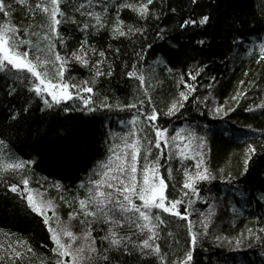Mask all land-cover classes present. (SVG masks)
<instances>
[{"label":"trees","instance_id":"16d2710c","mask_svg":"<svg viewBox=\"0 0 264 264\" xmlns=\"http://www.w3.org/2000/svg\"><path fill=\"white\" fill-rule=\"evenodd\" d=\"M83 2L85 0H76L77 4ZM154 4L153 12L162 13L159 19L153 16L147 21L141 20L130 9L120 13L126 25L142 27V33L133 32L113 39L109 31L100 30L89 38V43L97 48L96 54L89 53V66L70 61L65 72L69 83L92 81V65L100 59L98 53L101 50L105 51V63L97 67L107 72L111 64L113 71L112 75L97 77L95 83H90L93 87L91 93L80 91L77 94L76 89H70L78 96L65 104L71 109L69 112L60 108L41 111L42 103L25 92L20 83L16 84L19 95H6L4 77L0 74V139L5 141V146H0V160L26 162L25 169L0 175V245L3 246L0 247V264H9L13 259L7 249L9 245L15 247L18 238L27 241L35 253L26 255L20 264H41L49 258L53 246L42 218L26 210L25 202L11 192L10 185H20L21 176L26 175L30 180L29 187L43 193L45 198H51L58 205L55 210L61 220L70 222L72 230L79 233L83 225L79 219L69 221V212L73 208L59 197L63 196L69 203L73 196L83 198L85 190L80 185L87 182L96 162L105 159L112 143H119V137L129 132L132 117L138 114V110L143 120V111H151L153 106L159 113L156 123L168 129L167 136L179 132L185 138L170 145L161 142L160 149H156L154 143L152 145L153 153H162L160 173L168 185L166 194L181 198L184 170L195 171L198 158H194V151H188L187 158L179 155L189 140L193 150L204 152L205 165L214 175L226 176L231 172L236 176L231 182L219 178L199 182L200 198L192 197V208H188L185 198L182 210L187 208L191 213L188 219L194 222L199 234L204 232L200 224L204 217L200 213L207 216L213 211L207 221L208 234L201 236L195 248L196 264H238L240 258L245 264H264V241H256L247 233L251 228L253 233L264 235L260 232L264 229V200L259 199L264 192V151H258L249 163L248 172L240 175L247 145L259 147L264 144V109L256 107L264 103V60L259 59V45L264 42V0H197L196 4L191 0H163V3L154 0ZM96 8L99 10L98 4ZM172 8L176 11L172 12ZM25 11V8L18 7L13 17L17 24L28 22ZM202 14L210 15L208 25L179 27L184 19H199ZM75 15L78 20L83 19L78 13ZM108 15L114 18L115 13L110 11ZM159 29L164 30L163 39L156 35ZM62 32L67 37V48L60 45L57 48L62 55L65 52L70 54L79 47L78 41L84 38L83 33L73 25L63 27ZM201 39L205 44L197 43ZM116 48L120 49L119 53L114 51ZM137 53L142 55L138 58ZM133 64L145 75L143 87L137 79L126 75ZM168 68H172V72ZM197 71L199 75L192 80L188 73L195 75ZM181 76L194 86L195 91L178 112L164 115L179 91L186 90L180 83ZM143 89H148L147 96L143 95ZM237 90L243 93L238 103L231 100ZM148 96L152 103L147 102ZM80 97H91L90 105L95 111H87L88 106ZM104 97H108L111 108L99 106ZM138 97L145 99L146 103L137 104L134 109L116 107L117 102L133 103ZM225 102L234 111L227 115L211 114L216 106ZM250 107L252 111L247 110ZM24 108L28 111H22ZM13 112L19 113L16 120L10 119ZM64 126L68 130L67 142L75 146L73 154L57 152L52 136H43L49 128L63 130ZM137 127L146 125L138 122ZM137 134L143 136V133ZM200 138L205 141L203 149L197 148ZM176 144L181 147L176 148ZM169 168L172 170L170 176ZM57 182L60 188L56 187ZM48 214L51 216L52 210ZM162 215L165 224L159 226L161 239L158 242L171 259H177L188 246L187 220L170 217L167 213ZM95 227L99 235H104L100 230L106 225ZM97 231L92 235L96 236ZM169 232L173 235L169 236ZM241 233L244 234L243 243L236 250L234 241L241 238ZM216 236L227 237V240L217 241ZM177 240L179 244L175 243ZM114 255L134 264V258L127 254ZM143 259L158 264L151 257Z\"/></svg>","mask_w":264,"mask_h":264},{"label":"snow or ice","instance_id":"6c2138e0","mask_svg":"<svg viewBox=\"0 0 264 264\" xmlns=\"http://www.w3.org/2000/svg\"><path fill=\"white\" fill-rule=\"evenodd\" d=\"M191 3L196 4L197 0H191ZM97 4L99 10L96 8ZM18 7L26 9L24 12L28 18L26 24L23 22L17 24L13 19ZM155 7L154 0H110V2L109 0H85L79 4L76 0H0V74L4 77L5 94L19 95L20 89L16 87V84L20 83L25 92L31 93L42 103L41 111L60 108L64 112H69L71 109L63 102L72 99L73 92L70 89H76L77 94L80 91L91 93L93 87L90 83H95L97 77L112 75L113 71L111 64L108 65L107 72L97 67L105 63V51L101 50L98 53L100 59L92 65L94 70L92 81L69 83L66 82L65 72L70 61H75L85 67L89 66V53L96 54L97 52V48L89 43V38L98 34L100 30L109 31L113 39L129 36L133 32L142 33L144 31L142 27L134 28L126 25L120 15L122 10L130 9L139 19L147 21L153 16L155 19L160 18L162 13L153 12ZM170 10L176 11L175 8ZM110 11L115 13L114 18L108 15ZM75 13L83 19L78 20ZM210 19V15L207 14L200 15L199 19L190 17L184 19L179 27L187 28L190 25L203 27L209 24ZM68 25L77 27L83 33L84 38L78 41L77 49L71 51L70 54L65 52L62 55L57 45L67 48V37L62 32V28ZM163 31V29L157 31L158 38H164ZM197 43L203 45L205 40L201 39ZM108 47L111 48L112 45L109 44ZM114 51L119 53L120 49L116 48ZM141 55L142 53H137L138 58ZM259 59L264 60V42L259 45ZM131 69L126 72V75L137 79L143 87L144 73L135 64L131 65ZM168 71L172 72V68H168ZM188 75L195 80L199 71L195 75L189 72ZM180 83L185 85L186 90L179 91L178 97L173 99L167 111L163 113L164 115L171 116L178 112L184 107V102L189 99V95L195 91L194 86L187 83L183 76L180 78ZM147 92L148 89H143L144 96H147ZM242 95L243 93L237 90L231 100L238 103V98ZM80 99L84 105L88 106L87 111H95L90 105L91 97H80ZM204 99L207 100V97ZM107 100L108 97H104L99 106L111 108L112 105L107 103ZM147 102L152 103L150 96L147 97ZM145 103V99L138 97L133 103L120 104L117 102L116 107L134 109L137 108V104L144 105ZM256 107L264 109V103ZM247 110L252 111L253 109L250 107ZM22 111H28V109L24 108ZM232 111L234 109L228 102H225V104L216 106L211 114L227 115ZM18 115L17 112L10 113V119L16 120ZM142 115L143 120L138 110V114L132 117V128L129 132L119 137V143H112L107 150L109 154L105 159L96 162L87 182L81 183L80 187L85 190L83 198L73 196L69 203L63 196L59 197L61 201L73 208V211L69 212V221L79 219L80 224L83 225L79 233L72 230L70 222L61 220L55 210L58 205L51 198H45L43 193L29 187L30 180L26 175L21 176L20 185H10L11 192L16 193L25 202L26 210L42 218V224L47 229L48 239L53 246L50 248L49 258L41 261V264H128V260H121L114 255L115 253L133 257L134 264H152V261L143 259L148 257L153 258L158 264H165V262L167 264H196L195 248L201 236L208 234L207 221L213 211H209L207 216L200 213L204 217L200 221L204 232L199 234L195 230L194 222L188 219L191 213L187 208L182 210L185 198H187L188 208H192L194 204L192 197L200 198V189L197 186L199 182H210L217 178L231 182L236 179V176L231 172L226 176L214 175L205 165L204 152L193 150L191 140H189L183 145L179 155L187 158V152L194 151V158H198L195 171L189 173L187 169L184 170L185 180L181 189V198L166 194L168 185L160 173L162 153L160 155L153 153L152 145L154 143L155 148L160 149L161 142L164 145H170L177 139L185 138L179 132L175 136H167L168 129L156 123L159 113L155 106L151 108V111H143ZM138 122L145 124L146 127L138 128ZM137 132L143 133V136L138 135ZM49 135L53 138L57 152L73 154L75 146L67 142L69 139L67 126H64L63 130L59 127L49 128L43 133L44 137ZM204 145L205 141L200 138L197 148L203 149ZM0 146H5L3 139H0ZM175 147L179 149L181 146L176 144ZM258 151H264V144L259 147L255 144L247 145L240 175L248 172L249 163ZM141 161H143L142 164ZM25 167L26 162L23 160H0V175L8 171L19 172ZM171 171L169 168V176ZM56 187H61L59 182ZM259 199L264 200V192L260 194ZM49 210H52L51 216L48 214ZM193 211L196 209L193 208ZM164 213L169 214L170 217H179L182 221L187 220L188 246L182 250V255L177 259H171L169 253L163 251L158 242L161 239L159 226L165 224L162 215ZM98 224L106 225V228L100 230L104 232L102 236L95 227ZM94 231H97L96 236L92 235ZM260 232L264 233V229ZM247 233L256 241H264V235L253 233L251 228L247 229ZM171 235L173 234L169 232V236ZM243 235L241 233V238L234 241L236 250L242 246ZM221 239L227 240V237H215L217 241ZM175 243L179 244V241ZM0 247L3 246L0 245ZM7 252L13 257L9 264H20L26 255H35L28 242L19 238L16 240L15 247L8 246ZM238 264H245V262L240 258Z\"/></svg>","mask_w":264,"mask_h":264},{"label":"bare ground","instance_id":"6f19581e","mask_svg":"<svg viewBox=\"0 0 264 264\" xmlns=\"http://www.w3.org/2000/svg\"><path fill=\"white\" fill-rule=\"evenodd\" d=\"M78 95L77 94H75V95H73V97H72V99L73 98H76ZM72 99H70V100H72ZM64 104H67V103H69V101L68 102H63ZM179 218V217H178Z\"/></svg>","mask_w":264,"mask_h":264},{"label":"water","instance_id":"95a60500","mask_svg":"<svg viewBox=\"0 0 264 264\" xmlns=\"http://www.w3.org/2000/svg\"><path fill=\"white\" fill-rule=\"evenodd\" d=\"M69 100H67V101H64V102H68Z\"/></svg>","mask_w":264,"mask_h":264}]
</instances>
